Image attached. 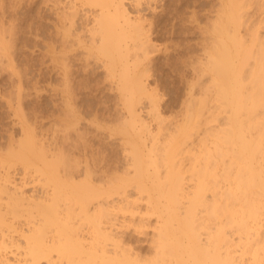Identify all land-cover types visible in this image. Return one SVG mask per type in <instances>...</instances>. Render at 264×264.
Returning a JSON list of instances; mask_svg holds the SVG:
<instances>
[{"label":"bare ground","instance_id":"bare-ground-1","mask_svg":"<svg viewBox=\"0 0 264 264\" xmlns=\"http://www.w3.org/2000/svg\"><path fill=\"white\" fill-rule=\"evenodd\" d=\"M152 1L6 0L10 15L33 10L37 46L36 68L17 72L12 50L7 75L18 98L28 69L32 89L50 75L52 135L48 148L21 133L8 151L45 194L0 172V264H264V18L246 15L250 0H218L199 68L209 80L196 100L190 83L180 116L167 119L146 82L153 35L193 21L195 0ZM3 16L0 60L5 39L14 48L18 38ZM99 72L113 102L92 108L82 92L97 91Z\"/></svg>","mask_w":264,"mask_h":264},{"label":"rangeland","instance_id":"rangeland-1","mask_svg":"<svg viewBox=\"0 0 264 264\" xmlns=\"http://www.w3.org/2000/svg\"><path fill=\"white\" fill-rule=\"evenodd\" d=\"M2 1H1L2 3L1 2L0 3L1 4L4 3L2 6L5 9L0 7V13H1L0 17L4 15L3 17L6 20V17H5V15H6L7 19L10 18V20H11L10 22H12L16 27L14 29L12 28L13 31L15 29H17V31L14 32L15 33L14 37L16 38V36H17L18 38L16 40L17 42H15V40H14V42L16 43V45L14 44V48L12 47L13 46L12 42H9L10 39L8 40V37H7L8 41H6V39H5V45L4 46L7 48L6 52H8V51L9 52H8V55L1 56V60H0V148H1L0 149V161L1 160L3 162L5 161L4 164H2V161L0 162V172L3 173L6 169H8V171L7 170L6 171L9 172L8 174H10V176H12L13 179H16L17 181L20 179H23L26 182V184L23 188L25 194H27V195L32 194L34 196H37L40 193H42V195H43V194H45V190H44L45 186H43L41 184L42 181L36 180V179H38L39 174L35 173L36 171H34V168H32L31 166H29V167L32 169H30L29 167L27 169H25L23 167L22 163H20L19 161L17 162L16 160H10V158L8 156V153H9L8 151L10 149H12V147H14L13 149H15V145H17L18 139L21 138V133H22V137H23V135L26 134L25 132H27V134H32L34 132L33 135L34 134L36 136L39 135V137L38 136L37 137L43 139L42 140L43 144H45V146L46 147L48 146V148H49L48 142H51L50 136L52 135L51 134L52 131H50V130H52V126H50L51 125V123H50L51 117L49 116L50 115V109H51L50 108L51 107V104H50V102H51V91H48V90H50L49 88H50L51 78H50V75L48 73H43L44 75H42V77H40L39 81H37L38 83L37 82L35 83L36 86L34 85V87H36V88L33 87V89H32L31 81H33V78H31V77H33V75H34L33 71H35V70L30 71V69L36 68V64H37L35 61L36 50H37V46L35 45V43H36L35 38L36 37H34L35 35L31 32V26H30V23H31L30 21H33V19H32L33 18V16H32L33 10L31 8H28V7L22 8V10L21 9L19 10L20 13H19V11L17 12L20 15H18L16 13L17 15L15 14L13 16V15L9 14L10 12L8 10H6V8H8V6L10 5L9 2L7 3L6 0H2ZM156 1H157L156 3H158V4L155 3V0H153L152 3L154 2L153 5H156V6L159 5V6H157V8H159L164 0H156ZM261 1H264V0H257V1L256 0H250V2L248 1L249 6H247V9H246L247 14L246 15H248L251 20L258 19V17L260 19L264 18V17H262V14H264V13H262V11H259L261 9V5H259V4H262ZM217 3H218V0H213V1L212 0H195L194 11L196 13H194L195 16L193 15L194 18L192 17L193 21L191 20V22H190L189 20L187 21V19L185 21V18H184V20L179 21V23L175 25V27H174L175 29L170 28V24H169V22H167L168 24L166 23L161 28L162 31L160 33H158L159 35L158 34H157V36L153 35V40H154V44H155L154 49L155 50H154V52H152L150 54L151 55L150 57L152 58V60L150 59V63L148 64V71H147L148 75H146L147 76L146 82H148L151 85V87L152 86H153V88L155 87L154 88L155 91L157 90L156 91L157 96L160 98L162 109L165 107L163 110L164 111L163 112L164 117H166V118L168 117L167 119L172 118L175 120L176 117L178 118L180 116L179 114L181 112V109L184 106L182 103H183L185 97H187L188 86L190 83L193 84V86H194V87L192 86V89H190V90L194 91V92L191 91V93L193 95L195 94L196 96L199 93V91L197 93L198 87L200 89L203 87L204 83L207 84L206 80L208 79L207 78L208 74L205 75L207 72H204V71L201 72L200 69H201V67H203V63L205 61L203 59V56L205 57V55L209 51V49H207V48L209 47L208 45L211 43V38L209 37V36H211L210 27H212L211 24L214 23L212 21L213 20L215 21L214 16L216 13L215 9L218 8V7H216V6H218ZM214 4H216V5H214ZM255 4H256V6H255ZM257 5H258V8H257ZM157 8H156V10H158ZM4 10L7 12H4ZM166 19H167V16H166ZM262 20H264V19H262ZM188 22H190V25ZM262 23H264V21H262ZM5 24H3L2 27H5L4 26ZM262 25H264V24H262ZM6 26H7V28H6V30H4V31H6L5 33H7L8 28H10L8 23L6 24ZM262 30H264V28H262ZM205 32H206V34H204ZM5 33L3 32V34H5ZM9 46L11 48H9ZM204 48H206V49H204ZM205 50H207V53H205L206 52ZM11 51H12V53L10 54ZM9 54H10V57L13 56L14 60H12V62H14V64H16V62H17V64H16L17 65L16 68H18V69H16L17 72H18V70H20L19 69L20 65L22 68L23 62L27 65L29 63L28 66H30L29 67L30 69H28L26 72L29 75L30 74H32V75L29 76L26 73L28 75L27 76L28 78H26V75H25V77L22 75V78H24L25 80L28 79L27 82L29 81L28 82L29 84H27L28 86L24 85V88H22L25 90H22L21 98L20 97L18 98V95L15 92V91H17V88L15 86L16 82L14 83V81L12 79L10 80V77L13 78V75H9V76L7 75L10 71V68H11V65H10V67L7 66L8 61L6 62V60L9 57ZM29 55H31L32 57ZM23 57L25 59L27 58V60H25ZM29 59H31V60L29 61ZM31 61H32L33 65H32ZM19 62H20V64H19ZM198 62H199V64H198ZM1 66L4 68H2ZM191 66H193V68H191ZM195 67L198 71L194 70V72H193V69H195ZM149 69H150V71H149ZM29 71L32 73H29ZM200 72H201L202 76L200 75ZM22 73H23V71L20 72L19 74H22ZM99 74H100V72H99ZM99 74L97 73L96 76L98 77ZM197 77H200V78H197ZM101 78L102 77L100 74V77L97 78L98 82L96 81L98 89L95 93L93 90H91L93 92L92 93L89 90V88L88 89L86 88L82 92L84 99L85 100L88 99L87 102L91 103L92 108H95V106L97 105L96 103L101 99L104 100L105 101L104 104L108 105V106H110L111 103L113 102V101H111L112 100L111 99L112 93L108 90V87H106V85L108 83H107V81L104 82L103 78H102L103 82H101ZM13 79H15V78H13ZM201 81L204 83L201 84ZM192 82H195V84ZM198 82L201 85H199ZM92 83L95 84V82H92ZM93 84H92V86H93ZM100 84H102V85L100 86ZM101 87H102V89H101ZM87 90L91 94H88L89 92ZM85 93H86V95H85ZM82 95H81V97H82ZM195 95L193 96V98L195 97ZM194 99L196 100V97ZM104 101H102V102H104ZM32 107H33V109H32ZM258 120H261V118H259ZM40 122H42V123H40ZM29 127H30V129H29ZM261 129H262V126H261ZM31 131H33V132H31ZM254 131H255V128L250 130L251 135H253V136L257 135V134H255L256 131L255 132ZM261 134H264V131H262ZM262 136H264V135H262ZM92 144H93L92 148H94V149L97 147L96 145H98V146L100 145V142H99L97 137H94ZM107 146L110 147V145H107ZM48 148H46V149H48ZM76 156H77V153L74 155V157L76 158ZM82 158L83 157H81V159ZM88 158L89 157H87V159ZM9 161H10V164L7 163ZM89 161H90L89 164H91L90 158L88 159V162ZM36 176H37V178H36ZM2 201H1L3 204L2 206H4V199ZM10 216L11 215L8 216L9 219L12 218ZM30 218L31 217L26 215V212H24V214L19 216V217H14V220H12V219L11 220L14 221V223L16 225L21 224L22 226L20 225V228H18L19 226H16L14 224L13 227L17 230L21 229V227L24 229V226L26 228V225H27L26 223H27L28 219H30ZM258 218L260 219V222H259L260 228H258L259 229L258 231L261 232V230H264V212L260 213ZM241 243H242V241H241ZM13 247H11V250L14 251L15 246H13ZM40 264H44V262H41Z\"/></svg>","mask_w":264,"mask_h":264}]
</instances>
